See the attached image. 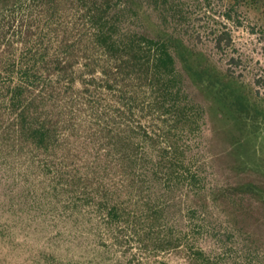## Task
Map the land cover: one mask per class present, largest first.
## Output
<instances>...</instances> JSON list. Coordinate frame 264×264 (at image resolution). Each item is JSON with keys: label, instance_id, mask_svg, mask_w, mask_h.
Wrapping results in <instances>:
<instances>
[{"label": "trees", "instance_id": "16d2710c", "mask_svg": "<svg viewBox=\"0 0 264 264\" xmlns=\"http://www.w3.org/2000/svg\"><path fill=\"white\" fill-rule=\"evenodd\" d=\"M249 4L264 13V0H228L222 16L241 26ZM183 5L0 0V164L20 169L22 182L31 171L47 176L48 194L64 200L73 216L85 218L86 208L102 214L125 253L135 243L155 254L177 253L178 264H223V255L200 242L217 210L250 257L264 259V241L256 235L264 226V167L251 125L264 120L262 79L246 81L233 69L242 57L234 54L227 23H211V40L229 66L188 41L180 25L191 16ZM75 13L87 28L77 40L67 22ZM169 15L179 28H171ZM254 25L264 33V25ZM186 80L203 95L204 107L191 106ZM105 93L114 100L103 99ZM143 95L159 116L173 117L165 145L160 134L135 122L134 103ZM205 114L226 145L210 156L215 178L208 188L176 137L179 117ZM223 154L227 167L216 168ZM227 168L232 180L218 176Z\"/></svg>", "mask_w": 264, "mask_h": 264}, {"label": "rangeland", "instance_id": "374dc122", "mask_svg": "<svg viewBox=\"0 0 264 264\" xmlns=\"http://www.w3.org/2000/svg\"><path fill=\"white\" fill-rule=\"evenodd\" d=\"M183 8L188 9L190 21L179 24L169 15V24L178 28L192 43L203 46L220 65L229 66V57L217 53L211 40L212 24L220 26L227 23L233 28L235 39V56L240 55L242 61L233 65V69L241 73L242 79L255 83L261 78L260 91L264 94V33L254 24L264 25L263 8L257 4H249V19L241 26H235L222 16V11L228 0H180ZM179 3V0H178ZM179 7V6H178ZM168 5L166 9L168 11ZM214 8V9H213ZM208 12V14H205ZM154 17L160 13L154 11ZM171 14V13H169ZM214 14L221 23H215L210 17ZM67 22L73 27L72 38L80 39L87 32L79 13L69 15ZM180 25V26H179ZM134 27V25H132ZM82 29V30H81ZM76 33V34H75ZM231 66V65H230ZM185 83V93L191 106L199 109L206 101L196 89ZM79 88L80 82L76 83ZM103 99L114 100V97L103 94ZM134 103L135 122L154 130L161 136L165 145L166 131L174 123L171 115L159 116L149 107V97L144 95ZM143 99V100H142ZM114 102V101H113ZM194 108V107H193ZM194 108V110H196ZM194 120L179 117V133L176 135L181 146L186 148V155L192 158V169L200 170L204 181L202 185L208 188L214 182V172L210 166V156L213 152L221 154L226 145L214 135L213 124L208 116H191ZM254 131V144L257 145L264 167V120H251ZM224 155V154H223ZM217 163L216 168L227 167L226 159ZM220 161V160H219ZM219 170V169H218ZM21 170L15 167L8 171L0 164V264H178L179 256L173 252L155 254L150 250H140L133 243L129 250L123 252V247L113 242L112 234L106 229L102 214L94 213L86 208L87 219L83 215L73 216L70 208L65 207L64 200L48 194L50 179L40 175L37 178L31 171L28 180H18ZM219 177L232 180L234 178L229 168ZM205 184V185H204ZM233 206H229L232 209ZM215 210V209H213ZM92 213V215H91ZM207 229L200 233V242L215 254L223 255V264H263V257L251 258L246 250L247 243L233 235L231 228L225 223V217L215 210L208 216ZM210 225V226H209ZM216 225V228H215ZM256 235L264 241V226L256 228ZM259 242V241H258Z\"/></svg>", "mask_w": 264, "mask_h": 264}]
</instances>
